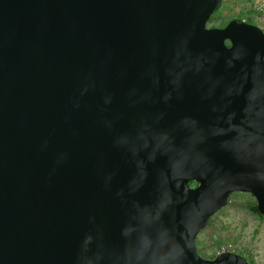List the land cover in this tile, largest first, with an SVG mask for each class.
<instances>
[{
	"label": "water",
	"instance_id": "1",
	"mask_svg": "<svg viewBox=\"0 0 264 264\" xmlns=\"http://www.w3.org/2000/svg\"><path fill=\"white\" fill-rule=\"evenodd\" d=\"M222 0H0V264H249L198 233L264 215V31Z\"/></svg>",
	"mask_w": 264,
	"mask_h": 264
},
{
	"label": "rangeland",
	"instance_id": "2",
	"mask_svg": "<svg viewBox=\"0 0 264 264\" xmlns=\"http://www.w3.org/2000/svg\"><path fill=\"white\" fill-rule=\"evenodd\" d=\"M264 0H222L208 27L224 26L232 18H241L261 27L260 9ZM256 6V9L254 8ZM256 199L247 192H234L227 204L212 215L196 237L200 256L210 259L222 251L244 256L249 264H264V215L253 210Z\"/></svg>",
	"mask_w": 264,
	"mask_h": 264
},
{
	"label": "built area",
	"instance_id": "3",
	"mask_svg": "<svg viewBox=\"0 0 264 264\" xmlns=\"http://www.w3.org/2000/svg\"><path fill=\"white\" fill-rule=\"evenodd\" d=\"M251 2H253L254 4H255V0H251ZM262 5H264V2H263V4ZM254 8L256 9V6L254 5ZM261 9H260V24H261V29L264 31V13H261ZM244 20V19H243ZM222 252H225V251H222ZM230 252V251H229ZM221 253V252H220Z\"/></svg>",
	"mask_w": 264,
	"mask_h": 264
},
{
	"label": "trees",
	"instance_id": "4",
	"mask_svg": "<svg viewBox=\"0 0 264 264\" xmlns=\"http://www.w3.org/2000/svg\"><path fill=\"white\" fill-rule=\"evenodd\" d=\"M218 9H219V8H217L215 11H217ZM214 13H215V12H214ZM214 13H213V14H214ZM213 14L211 15V17H210V19H209V20H211V19H212V16H213ZM209 20H208V21H209ZM253 210H255V211L257 212L256 206H254Z\"/></svg>",
	"mask_w": 264,
	"mask_h": 264
}]
</instances>
